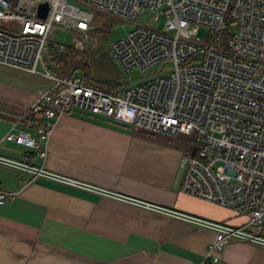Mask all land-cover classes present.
<instances>
[{
  "label": "built area",
  "instance_id": "1",
  "mask_svg": "<svg viewBox=\"0 0 264 264\" xmlns=\"http://www.w3.org/2000/svg\"><path fill=\"white\" fill-rule=\"evenodd\" d=\"M48 3L44 18L37 15ZM133 26L109 44L126 71L146 72L145 80L107 90L79 70L57 73L55 54L83 39L95 14ZM165 16L159 29L138 18ZM85 32L71 47L48 41L56 29ZM0 65L51 80L34 103L18 114L0 144L14 140L39 147L56 120L81 108L152 133L193 134L196 151L182 157V192L245 215L229 224L37 166L28 155L0 153V164L100 195L125 200L213 233L190 264H219L225 246L241 241L264 247V0H0ZM30 122L32 129L18 127ZM46 150L37 151L44 156ZM18 188H0V204Z\"/></svg>",
  "mask_w": 264,
  "mask_h": 264
},
{
  "label": "crops",
  "instance_id": "2",
  "mask_svg": "<svg viewBox=\"0 0 264 264\" xmlns=\"http://www.w3.org/2000/svg\"><path fill=\"white\" fill-rule=\"evenodd\" d=\"M33 74L0 71V136L51 83ZM18 127L31 130L32 124ZM172 141L74 108L56 120L43 161L36 147L13 140L0 144V153L27 154L34 165L123 195L233 225L244 222V214L179 189L181 160L189 152ZM0 188L19 189L0 204V264H190L213 239L211 231L185 221L1 164ZM219 264H264V247L231 241Z\"/></svg>",
  "mask_w": 264,
  "mask_h": 264
},
{
  "label": "rangeland",
  "instance_id": "3",
  "mask_svg": "<svg viewBox=\"0 0 264 264\" xmlns=\"http://www.w3.org/2000/svg\"><path fill=\"white\" fill-rule=\"evenodd\" d=\"M152 17L153 14L145 15L143 18H138L137 21L145 23L150 20L151 24L154 27L159 29L164 27V22H165L164 15H160L156 20L152 19ZM132 26L133 24L131 22H128L124 19L96 13L93 21L91 22V26L86 31V33L88 34V38H84L85 32L83 31L79 32L74 29L63 30L60 28L50 33L48 37V41L55 40L64 43V45L68 47H71L72 45H74L73 39L76 37V35L84 38L83 49H78L73 46L72 48L66 49L67 51L71 49L75 53L70 54V56L65 54L64 60L67 62V64L65 65L70 70L77 69L80 72L84 73L86 77L90 78L91 81H93L94 83L101 85L112 84L122 87L130 84H134L137 81H139L138 79L145 80L149 78V77H145L147 75L146 72L140 71L138 69H133L131 71L124 70L109 53L110 42L116 39L117 37H119L120 35L124 34L125 31H127ZM66 50L65 52H67ZM2 66L3 65H0V71L7 72L8 74L18 75L20 74V71H22V70L18 71L17 69H11L7 67L3 68L4 66L3 67ZM33 75H35L37 79L48 81L47 79L42 78L43 76L40 74H33ZM28 108H26L25 110H27ZM14 123L15 122H13L11 126ZM131 133L140 134L142 137L152 139L151 136H147L144 133H139L138 131L137 132L131 131ZM47 138L48 137H46V139L40 142L39 147H36L38 149L37 151L41 149L46 150L45 141L47 140ZM171 139L173 140L172 142L176 144L181 151H184L185 149L187 152H191L192 148L196 146V144L194 143L193 134L179 133L176 136H171ZM16 143H20V142H16ZM20 144H24V143H20ZM44 144H45V148H44ZM45 156H46V152H44V156H41L42 161L44 160Z\"/></svg>",
  "mask_w": 264,
  "mask_h": 264
},
{
  "label": "trees",
  "instance_id": "4",
  "mask_svg": "<svg viewBox=\"0 0 264 264\" xmlns=\"http://www.w3.org/2000/svg\"><path fill=\"white\" fill-rule=\"evenodd\" d=\"M62 52H64V53H62ZM62 52H61V54H55L54 57H53V60L57 63V66H56L57 68H56L55 71L57 73H60V74L70 73L71 70L65 65V64H67V62L64 60V58H65L64 56H65V54L68 55V56H70V54H74L75 52L73 50H71V49L68 50L67 52H65V51H62ZM85 78L89 82H93V81H91L90 78L86 77V75H85ZM95 84L98 85V86H100V87H102V88H104V89H107V90H119L121 88V87H119L117 85H112V84H107V85H101V84H97V83H95ZM89 113L90 114H94L92 112H89ZM142 132H149V131H146V130H143L142 129ZM150 133H152V132H150ZM194 143H195V141H194ZM195 151H196V147H193L192 150H191V152H195Z\"/></svg>",
  "mask_w": 264,
  "mask_h": 264
},
{
  "label": "water",
  "instance_id": "5",
  "mask_svg": "<svg viewBox=\"0 0 264 264\" xmlns=\"http://www.w3.org/2000/svg\"><path fill=\"white\" fill-rule=\"evenodd\" d=\"M48 10V3L41 2L37 7V15L44 18Z\"/></svg>",
  "mask_w": 264,
  "mask_h": 264
}]
</instances>
